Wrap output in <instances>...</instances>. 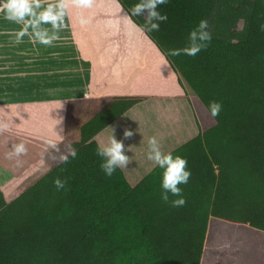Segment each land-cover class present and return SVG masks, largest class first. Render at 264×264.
Returning <instances> with one entry per match:
<instances>
[{
    "label": "trees",
    "instance_id": "obj_1",
    "mask_svg": "<svg viewBox=\"0 0 264 264\" xmlns=\"http://www.w3.org/2000/svg\"><path fill=\"white\" fill-rule=\"evenodd\" d=\"M130 16L140 0H117ZM253 3L245 37H214L195 56L188 33L216 0H169L168 19L147 32L177 75L198 133L170 152L187 159L186 203L161 199V170L136 184L100 168L96 136L145 95L71 99L65 137L13 192L0 190V264H264V0ZM141 29L145 16H130ZM218 101L213 118L209 104ZM75 148L78 155H69ZM65 180L57 190L54 180Z\"/></svg>",
    "mask_w": 264,
    "mask_h": 264
},
{
    "label": "crops",
    "instance_id": "obj_2",
    "mask_svg": "<svg viewBox=\"0 0 264 264\" xmlns=\"http://www.w3.org/2000/svg\"><path fill=\"white\" fill-rule=\"evenodd\" d=\"M39 2L47 5L57 0ZM63 2L67 4V0ZM67 5L64 27L52 45L39 44L28 35L17 43L16 34L22 25L4 19L0 10V190L5 194L43 167L47 152L64 139L71 99L148 97L137 104L145 105L143 109H134L136 105L129 109L134 110L130 115V121H135L134 126L131 125L133 135L121 139L125 154L130 157L123 168L129 180L146 165L147 161L140 154L147 152L148 138L156 137L153 134L155 123L170 131L168 137H156L162 147L167 140L170 139L165 145L171 142L173 126L177 132L182 131L184 110L189 109L194 118L173 68L128 13L105 17L109 18L104 23L106 30L113 28L118 37L107 35L95 39L88 22L83 25L79 22L78 8ZM105 9L114 12L111 8ZM82 10L80 13H84ZM43 27L52 31L50 25ZM169 109L175 113L174 117ZM108 127L96 136L100 146L111 138ZM21 142L27 148L26 153L19 157L12 155V146Z\"/></svg>",
    "mask_w": 264,
    "mask_h": 264
},
{
    "label": "clouds",
    "instance_id": "obj_3",
    "mask_svg": "<svg viewBox=\"0 0 264 264\" xmlns=\"http://www.w3.org/2000/svg\"><path fill=\"white\" fill-rule=\"evenodd\" d=\"M167 3L169 0H140L139 3L132 6L130 16H145V25L142 30L147 32L158 31L160 24L166 21L168 17L157 9ZM77 6L91 8L92 0H77ZM67 7L68 5L63 0H57L56 3L47 5H42L39 0H0V10L4 13V19L22 25L16 34L17 43H20L22 38L28 35L30 40L39 44L52 45L54 41L59 39L58 32L64 27ZM79 22L83 25L88 21L80 16ZM43 25H50L52 31ZM261 28L264 30V25ZM187 39L188 44L184 49H170L168 54L177 56L183 52L186 55L195 56L207 48L212 39L208 21L201 19L198 25L188 33ZM221 109L222 105L218 101L210 102L209 112L213 118L220 114ZM113 133L114 129L112 128V136L107 144L98 146L96 149V155L101 158L100 168L107 177H111L118 168H126L130 160V157L125 154L123 140H117ZM132 135V130H124V139L130 138ZM130 149L128 150L130 151ZM26 151L25 144L21 142L12 146L11 154L19 157ZM69 155L75 159L78 153L75 148H72L69 154L62 155L60 160L67 163ZM146 159L161 170V199L167 203L169 202V194H171L177 197L171 200L173 207L184 206L186 200L182 195L183 189L180 185H186L191 177L187 159L171 152L162 151L160 142L155 136L148 138ZM53 183L56 189L60 190L65 187L66 181L57 178Z\"/></svg>",
    "mask_w": 264,
    "mask_h": 264
},
{
    "label": "rangeland",
    "instance_id": "obj_4",
    "mask_svg": "<svg viewBox=\"0 0 264 264\" xmlns=\"http://www.w3.org/2000/svg\"><path fill=\"white\" fill-rule=\"evenodd\" d=\"M67 4H70L78 8V12H79L77 14L78 17L83 16L87 18L88 26L92 31L91 32L89 30V32H91L92 37L95 39L100 37H106L107 35L109 37H115L117 35V32L113 30V28L112 30L111 28L106 30L107 25H104V23L109 18H105V17H111V16L119 17L120 15L123 14L127 15L125 9L122 8V6L116 0H92V7L83 8L82 11L84 13H80L81 7L77 6V0H67ZM252 6L253 3L249 0H216V7L210 18V24H209V30L211 32V35H213L214 37L224 39L226 41L242 40L245 37L246 29L247 26L249 25V14L252 10ZM107 7L109 9L111 8L112 12L113 11L114 12L109 13V11L105 9ZM89 22H91V24ZM83 31L85 32L86 30L83 29ZM144 106L145 105L143 106L136 105L134 109H143ZM133 111L134 110H129V112L126 113V115H124L123 118H120L118 121H115L113 124H111L107 129V133H110V135L112 136V128H113L114 129L113 134L115 138L117 140H121L124 130L125 129L132 130L131 125L134 126L135 124V121H130L131 120L130 115L133 113ZM169 113L173 117L175 116V113L172 112L171 109H169ZM183 114H184V119H182L180 124L182 131L177 132L176 127L173 126L172 127L173 134L170 136L172 140L167 145H165V143H167L170 139L167 140L165 143H163L164 146L161 147L162 151L170 152L175 146L179 145L181 142L186 141L188 138L195 136L198 133V128L197 126H195L194 118L191 112H189V109L184 110ZM154 127L156 128V131L153 134L156 135V137H159L160 135H165L168 137V135H170V131L169 132L166 131L161 126V124L159 125L158 123H155ZM143 129L145 132L146 131L145 128ZM140 156L144 157V161L147 162L146 165L141 167L140 171H138L136 176L131 175L130 180L134 184H136L135 182L137 180L142 179L148 172H150V170L154 166L151 161L146 159V153H142L140 154Z\"/></svg>",
    "mask_w": 264,
    "mask_h": 264
}]
</instances>
